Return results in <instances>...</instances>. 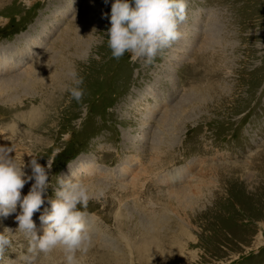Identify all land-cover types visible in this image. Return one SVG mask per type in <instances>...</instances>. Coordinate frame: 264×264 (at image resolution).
Returning a JSON list of instances; mask_svg holds the SVG:
<instances>
[{"label": "rangeland", "instance_id": "1", "mask_svg": "<svg viewBox=\"0 0 264 264\" xmlns=\"http://www.w3.org/2000/svg\"><path fill=\"white\" fill-rule=\"evenodd\" d=\"M113 2L0 0V79L15 78L0 92V147L53 161L45 199L60 175L95 186L79 264H264V0H187L181 38L151 64L111 57ZM73 70L80 102L54 90ZM20 211L0 217L14 235L0 264L28 254Z\"/></svg>", "mask_w": 264, "mask_h": 264}, {"label": "clouds", "instance_id": "2", "mask_svg": "<svg viewBox=\"0 0 264 264\" xmlns=\"http://www.w3.org/2000/svg\"><path fill=\"white\" fill-rule=\"evenodd\" d=\"M186 9L187 0H114L110 17L105 15L110 22L107 47L111 57L119 60L130 53L132 61L142 58L145 64H151L158 52L181 38L178 27L187 18ZM68 75L72 85L66 87L71 98L80 102L84 95L83 78L74 70ZM12 152L13 147H0V217L15 213L19 205L17 231L23 233L29 244L28 254L22 257L24 264H33L37 254L47 255L56 249L63 252L65 264H79L77 252L86 253L91 246L90 230L85 222L87 213L82 209L87 208L93 194L81 182L60 175L54 198L45 199L53 161L48 160L45 167L32 157L24 165L9 155ZM24 167H29L32 174L27 175ZM32 180L28 194L21 197V190ZM102 195V191L96 193L95 198ZM45 203L50 207L44 208L39 216L43 234L38 235L32 217ZM13 236L8 228L0 232V259L12 247Z\"/></svg>", "mask_w": 264, "mask_h": 264}, {"label": "bare ground", "instance_id": "3", "mask_svg": "<svg viewBox=\"0 0 264 264\" xmlns=\"http://www.w3.org/2000/svg\"><path fill=\"white\" fill-rule=\"evenodd\" d=\"M3 67V64L2 63H0V70H1V68ZM4 68H5V66H4ZM4 68L1 70V71H3L4 70ZM67 73H69V72H66V74ZM69 76V75H68ZM68 76H66V75H61L60 76V79H56V81L55 80H53L54 82H55V87H54V90H55V92H59V93H61V97H65L66 98V102H68V99H69V97H70V93H69V91H68V89H67V87L66 86H71V80L69 79V77ZM19 78H17V80H18ZM15 80V78H10V79H3V80H1L0 79V92L1 91H3L4 90V87H8L9 85H10V83H12L13 81ZM45 88V90H46V86L44 87ZM46 92H47V90H46ZM0 96H1V94H0ZM4 100V99H3ZM60 100H61V98H60ZM59 100V101H60ZM58 100L57 101H54L53 102V107H55V108H57V106H60L61 105V103L62 102H64V99H63V101L62 102H59ZM70 105V104H69ZM67 109H68V107H67ZM164 120H165V118H164ZM24 135V134H23ZM22 142V141H21ZM23 143V142H22ZM89 190H95V186H92V187H90V189ZM184 191V190H183ZM178 193H180L179 191H177ZM181 192H182V190H181ZM93 193V192H92ZM183 193V192H182ZM174 194V193H173ZM176 195V194H175Z\"/></svg>", "mask_w": 264, "mask_h": 264}]
</instances>
